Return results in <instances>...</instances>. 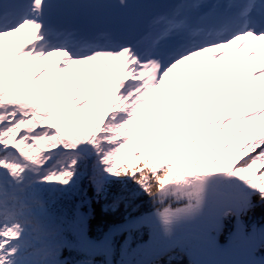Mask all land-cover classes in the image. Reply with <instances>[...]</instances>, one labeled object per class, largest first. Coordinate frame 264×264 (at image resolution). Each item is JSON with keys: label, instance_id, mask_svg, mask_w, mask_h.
Here are the masks:
<instances>
[{"label": "snow or ice", "instance_id": "6c2138e0", "mask_svg": "<svg viewBox=\"0 0 264 264\" xmlns=\"http://www.w3.org/2000/svg\"><path fill=\"white\" fill-rule=\"evenodd\" d=\"M262 117L264 0H0V264H82L141 228L148 245L121 264H173L176 249L264 264V228L243 219L264 205ZM84 179L105 211L138 195L154 211L94 240L87 212L48 208L77 191L90 205ZM226 229L245 259L215 245Z\"/></svg>", "mask_w": 264, "mask_h": 264}, {"label": "trees", "instance_id": "16d2710c", "mask_svg": "<svg viewBox=\"0 0 264 264\" xmlns=\"http://www.w3.org/2000/svg\"><path fill=\"white\" fill-rule=\"evenodd\" d=\"M34 65H38L39 67L34 68L33 73L42 71L45 67L42 60L36 61ZM67 74L68 72L64 73L65 78H67ZM56 75L59 76L60 74L58 73ZM46 79L47 75L41 78V80L38 82H43ZM82 82L84 81L82 80ZM233 127H236V125H233ZM196 130L198 131L199 128H197ZM212 131L215 132L217 130L213 129ZM208 143H211V141H208ZM260 172H264V169H258L257 174H260ZM81 188L84 190V192L89 193L87 200H91L90 205L85 202L84 199H82L83 193L77 191L75 193L67 195L64 198H56L49 201L48 208L54 214L67 215L70 211L75 210L77 205L79 210L87 212L89 215L88 234L90 238L94 240L100 238L102 234L107 230V228L112 225L113 222L120 221L123 217L128 216L129 214H144L154 211L152 204L147 199V197L140 195L136 197L137 206L133 209H128L125 206H121L119 208H116L115 210L109 209L105 211L103 206L104 201H96L95 198L91 195L92 190L90 188V185L88 184L87 179H84L81 182ZM253 203L255 205V208L251 212H249L243 219L245 224L249 226L255 224L257 227H259L260 225H263L264 221V205L260 204L258 198H254ZM219 236L220 240L224 242L226 240H229L230 242H232V240L235 241L229 235V230L227 229L219 234ZM149 239V231L147 228H141L139 231H134L132 233H116L112 238V249L110 252L104 253L103 251L97 250L86 254H74V258L81 261L82 264H121V260L125 258L124 252L126 249H139L146 247L149 243ZM185 254H187L186 251L176 249L173 253L175 257L173 260V264H191ZM148 257V255H141L137 258L147 260Z\"/></svg>", "mask_w": 264, "mask_h": 264}, {"label": "rangeland", "instance_id": "374dc122", "mask_svg": "<svg viewBox=\"0 0 264 264\" xmlns=\"http://www.w3.org/2000/svg\"><path fill=\"white\" fill-rule=\"evenodd\" d=\"M57 60V59H56ZM74 67H80V66H74ZM68 74H67V78H70L71 77V75H72V70L71 69H69L68 71ZM88 72H89V70H88ZM90 73V72H89ZM87 79H88V76H87ZM38 84H40V83H42V82H37ZM51 86V85H50ZM261 228H264V227H262V226H260ZM226 244H228V243H226ZM232 244L233 245H235V246H238L240 249H241V252L243 253L244 252V250H243V247H242V245H240L238 242H236V241H233L232 240ZM189 255L192 257V259H193V262L195 261V260H197V259H207L208 257H206V256H203V255H200V254H196V253H189ZM260 255H264V253H261ZM148 259H150V257H148ZM193 264V263H192Z\"/></svg>", "mask_w": 264, "mask_h": 264}, {"label": "water", "instance_id": "95a60500", "mask_svg": "<svg viewBox=\"0 0 264 264\" xmlns=\"http://www.w3.org/2000/svg\"><path fill=\"white\" fill-rule=\"evenodd\" d=\"M215 242L218 244V241L217 240H215Z\"/></svg>", "mask_w": 264, "mask_h": 264}]
</instances>
